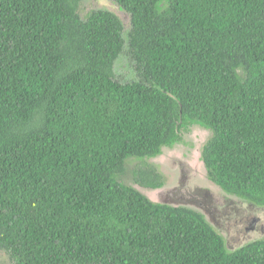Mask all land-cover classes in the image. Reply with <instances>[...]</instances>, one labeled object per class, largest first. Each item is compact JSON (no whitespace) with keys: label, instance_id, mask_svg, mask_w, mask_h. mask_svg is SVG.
<instances>
[{"label":"trees","instance_id":"16d2710c","mask_svg":"<svg viewBox=\"0 0 264 264\" xmlns=\"http://www.w3.org/2000/svg\"><path fill=\"white\" fill-rule=\"evenodd\" d=\"M0 0V250L12 264H264L120 176L208 129V175L264 206V0ZM128 47L138 80L113 67ZM137 182L160 187L154 167Z\"/></svg>","mask_w":264,"mask_h":264},{"label":"rangeland","instance_id":"374dc122","mask_svg":"<svg viewBox=\"0 0 264 264\" xmlns=\"http://www.w3.org/2000/svg\"><path fill=\"white\" fill-rule=\"evenodd\" d=\"M100 8L114 11L120 17L124 24L125 38H127L131 28L130 15L115 0H83L80 4L79 13L81 17L86 18L91 11ZM113 73L116 79L120 81H132L140 78L135 64L128 53L127 45L125 46V51L114 64ZM210 136V131L208 132L204 128L194 125L185 131L182 142L164 149L158 157L128 159L125 172L119 178L123 183L137 188L151 199L153 198L152 191L156 190H151V187L141 186L137 182V172L140 168L154 167L164 179L165 194L163 197L175 200L176 195H186L185 177L190 174L193 177L192 182L200 180L199 178H194L193 171L191 173L187 172V170H193L189 160L193 159L192 153L195 151H199L202 154ZM180 166L185 171H182ZM199 189L196 188V191L199 192L197 199L202 202L204 209L211 212L207 220L213 226L215 225L214 227L223 235L225 241L229 244V250L240 247L250 242L253 238L262 237L259 232L252 234L253 237H248L247 227L250 226L251 220L255 217L259 219L260 224H264V206H257L230 194L228 199L217 201L212 193H208V196H203L204 189ZM234 235H237L236 241L234 240ZM231 244H235V247H232ZM0 264H12L10 257L3 250H0Z\"/></svg>","mask_w":264,"mask_h":264},{"label":"flooded vegetation","instance_id":"af4514ba","mask_svg":"<svg viewBox=\"0 0 264 264\" xmlns=\"http://www.w3.org/2000/svg\"><path fill=\"white\" fill-rule=\"evenodd\" d=\"M197 126H200V125H197ZM192 127H190V128H192ZM200 127H202V126H200ZM202 128H204V127H202ZM204 130H207L209 132V130L206 129V128H204ZM180 142H182V141H180ZM177 143H179V142H177ZM175 144H173V145H175ZM169 147L170 146L163 147L159 154H157V155H155L153 157H150V158L158 157L160 154H162L164 149H167ZM195 150H197V149H195ZM192 154H193L192 158L194 160L192 159L193 162H192V160H189V164L191 166H193V168L192 167H188V166L187 167L188 168H192L193 170H187V172L191 173L193 171L194 178H199L200 180H197L196 182H192L193 181V177H191L190 174L188 176H186L185 179H184V184L186 186L185 187L186 188L185 189V191H186L185 194L186 195H181V194L180 195H176V198H174L175 200H172L171 198L163 197V195L165 194V192H164L165 183H164V179H163V184L160 187H153L151 189V190H156V191H152V197L153 198H151V199L153 201H155V202L162 203V204H168V205L177 206V207H180V206L181 207H187V208H191V209H194V210H197V211L200 210L199 212L202 211L201 213L207 219V217H209L208 215L211 212H208V210L204 209L202 202H200L197 199V197L199 196V192L196 191V188L197 189H199V188L204 189V193L202 191V193H203L202 195L203 196H208L209 195L208 193H212L215 196V200H217V201H221L222 199H228L229 194L233 195V196H236V197H238V196L226 192L219 185H217L213 180L210 179V177L208 175V171H207L206 165H205V162H204V160L202 158V154L199 153V151H195ZM180 168H181L182 171H185V170L182 169L181 166H180ZM146 192H150V191H146ZM238 198H240V197H238ZM240 199L245 200L243 198H240ZM248 202H250V201H248ZM250 203H252V202H250ZM252 204H254V203H252ZM257 206H259V205H257ZM247 232L249 233L248 237H253L252 234H255L257 232H259L261 234V236H262V237H259V238H253L251 241L264 238V224H260L259 219L255 217V218H253L251 220L250 226L247 227ZM236 239H237V235L236 236L234 235V240L236 241ZM225 243H226V247L228 248V245H229L228 242L225 241ZM231 246L235 247V244H231ZM237 248H239V247H237ZM237 248L235 247L233 250H236ZM233 250H230V251H233Z\"/></svg>","mask_w":264,"mask_h":264},{"label":"water","instance_id":"95a60500","mask_svg":"<svg viewBox=\"0 0 264 264\" xmlns=\"http://www.w3.org/2000/svg\"><path fill=\"white\" fill-rule=\"evenodd\" d=\"M140 191V190H139ZM143 193V192H142ZM144 194V193H143ZM146 195V194H145ZM147 196V195H146ZM148 197V196H147ZM152 200V199H151ZM153 201V200H152ZM155 202V201H154Z\"/></svg>","mask_w":264,"mask_h":264}]
</instances>
